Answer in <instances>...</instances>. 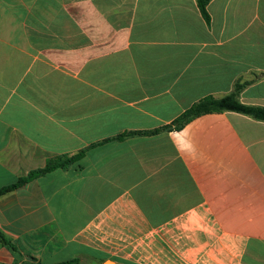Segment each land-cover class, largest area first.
Returning <instances> with one entry per match:
<instances>
[{
	"label": "crops",
	"instance_id": "obj_1",
	"mask_svg": "<svg viewBox=\"0 0 264 264\" xmlns=\"http://www.w3.org/2000/svg\"><path fill=\"white\" fill-rule=\"evenodd\" d=\"M0 0V264H264V121L171 126L246 83L264 108V0ZM160 130L157 133H151ZM135 135L116 140L129 134Z\"/></svg>",
	"mask_w": 264,
	"mask_h": 264
},
{
	"label": "trees",
	"instance_id": "obj_2",
	"mask_svg": "<svg viewBox=\"0 0 264 264\" xmlns=\"http://www.w3.org/2000/svg\"><path fill=\"white\" fill-rule=\"evenodd\" d=\"M198 8L201 14L209 21V16L207 13V6L211 0H196ZM246 83L236 84L235 89L230 94L222 97V98H214V97H205L192 105L189 109H187L178 119H176L171 126H167L162 128L161 130H170L172 128L176 130L182 129L186 124L190 121L201 117L207 114H215V113H225V112H236L240 114H244L250 116L256 120L264 121V108L256 107V106H247L240 102L239 95L240 92L245 87ZM160 130H156L151 133H157ZM136 133H129L120 137L115 138L116 140H122L123 138L135 135ZM85 154V151H82L73 156H60L54 159L48 160L46 166L42 169H38L35 171H31L27 176L20 178L15 183L4 186L0 188V197L9 194L15 190H18L31 182L32 180L58 169H67L70 165L80 160ZM0 243L3 247L9 249L15 256V259L19 260L21 254L17 250V248L5 238L3 233L0 232ZM76 260L63 263V264H72L75 263ZM16 264V263H15ZM24 264H35V263H24Z\"/></svg>",
	"mask_w": 264,
	"mask_h": 264
}]
</instances>
